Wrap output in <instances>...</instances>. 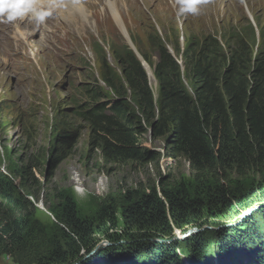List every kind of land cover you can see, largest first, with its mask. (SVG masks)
Instances as JSON below:
<instances>
[{"label": "rangeland", "instance_id": "374dc122", "mask_svg": "<svg viewBox=\"0 0 264 264\" xmlns=\"http://www.w3.org/2000/svg\"><path fill=\"white\" fill-rule=\"evenodd\" d=\"M82 2L84 12L90 14L87 23L78 21V13L71 17L69 9L63 14L47 10L40 22L32 17L17 18L12 30H8L12 25L0 23L9 38L22 41L18 49L16 39L9 45L0 39V172L7 176L0 180V186L11 185L25 207L23 215L28 223L34 232L40 231L39 238L54 240L38 253L44 262L34 264H202L208 255L210 264H241L248 259L264 264V218L259 215L264 211V200L254 204L255 211L250 209L241 217H234L226 204H235L229 195L231 189L238 187L242 196L246 195L251 182L259 183L257 176L243 178L229 167L223 169L224 176L228 175L223 182L216 179L220 172L215 169H191L186 154L171 144L174 133L187 127V118L198 110L191 90L189 102L180 100L175 105L178 122L161 120L168 133L155 138L147 123L150 114L140 111L134 93L123 83L127 94L123 92L121 99L141 120L135 124L142 160L116 159L97 149L90 126L76 114L78 106L81 110L91 106L93 101H87L90 94H84L82 88L71 90L72 84L81 83L83 90L96 88L107 103L118 100L104 82L100 58L105 56L122 79L124 73L111 52L112 48L127 47L143 62L157 102L160 81L156 72L165 51L155 48L156 44L166 45L184 66V73L188 48L207 37H225L234 29L244 31L254 26L258 46H263L264 0H209L199 5L198 14L185 16H177L175 0ZM251 35L247 38L253 40ZM114 84L119 87L121 83L114 80ZM159 115L153 124L160 122ZM62 130L76 137L70 155L56 164L53 158L64 153L61 149L51 153L50 148ZM219 184L225 186L220 192ZM260 184L263 190L264 182L260 180ZM163 193L184 203L179 214L182 222H170L167 233L153 236V245L148 247H154L151 255L126 248L128 238L141 234L139 228L129 229L134 226L129 223L128 211L143 208V200ZM188 199L194 201L185 203ZM213 202H218L213 207L216 212L208 215ZM103 211L115 218H101ZM71 219L83 225L84 238L83 234L80 238L75 235L79 227H73ZM106 219L109 222L104 225ZM91 227L95 233L88 237ZM237 230L248 237L247 241L241 239L240 245L228 236ZM202 239L210 245L200 243ZM249 240L256 243L255 248ZM190 241L195 250L189 247ZM196 243L202 245L201 255ZM157 245H164V250H157ZM11 256L2 250L0 264H24Z\"/></svg>", "mask_w": 264, "mask_h": 264}, {"label": "trees", "instance_id": "16d2710c", "mask_svg": "<svg viewBox=\"0 0 264 264\" xmlns=\"http://www.w3.org/2000/svg\"><path fill=\"white\" fill-rule=\"evenodd\" d=\"M247 29L244 31L234 29L227 36L224 34L225 37L210 36L201 42L192 43L185 58L182 56L185 73L184 66L171 52L166 50V45L156 44L155 48L165 51L163 63L156 72L160 81V94L157 102L150 87L148 72L137 54L127 47L112 48L111 53L119 65V70L124 73L122 79L117 77V73L109 66L105 56L100 59L104 82L118 97V100L107 103V98L102 97L96 88L83 90L84 87L81 83L71 85V90L82 88L80 90L84 94L89 93L90 97L87 101H93L86 110H81L82 106H78L79 113L76 114L81 121L90 126L96 148L103 151L105 155L114 156L116 159L142 160L144 158L137 147L139 132L135 124L141 120L135 116V111L131 112V106L129 107V104L121 99L123 92L127 94L124 82L134 93L140 111L144 115L150 114L147 123L151 126V132L155 138L163 137L168 133L163 129L161 120L169 124V119H175V105L180 100L189 102L191 90L194 100L196 101V98L198 100L196 102L198 110L194 117L187 118L189 119L187 127H181L174 133L171 141L172 146L179 147L181 152L186 154L191 169L198 170L201 167L215 169L220 172L216 175V179L223 180V182L228 178V175L227 178L224 176L223 169L229 167L243 178L247 175L257 176L259 183L251 182L249 184L251 188L246 192V195L242 196L243 191L238 187L229 191L235 204L231 201L226 204L228 211L232 212L234 217L243 216L253 208L256 202L264 200V189H261L260 184V180L264 182V44L258 46L257 31L254 26ZM249 33H252L253 40L247 38ZM114 80L121 83L119 87L114 84ZM106 112L110 114H106ZM184 112L186 110H183ZM157 113L160 114L158 116L160 122L153 124ZM175 121L178 122L177 119ZM75 137V133L71 134L64 130L60 132L56 144L50 148V152L61 149L60 152H63L64 155L53 158V163H60L62 159L70 155ZM6 179L7 176L0 172V180L5 181ZM224 187L219 184L218 192L222 191ZM0 200V254L4 250L7 255H12L14 260L18 259L19 263L23 262L24 264L44 262L38 253L45 251L47 245L51 246V242L54 240L39 238L40 231L34 232L27 217L23 215L25 207L11 185L0 186ZM193 201L188 199L185 200V203ZM143 202L146 208L136 207L128 211V216L130 215L128 219L131 221L129 223L134 226L129 229L139 228L141 234L128 238L129 243L126 248L133 249V251L139 249L138 251L144 254L146 252L148 255L154 251L153 246L151 249L148 248L149 245H153V236L155 237L157 233H167L170 229L166 224H170V222L172 224L173 222H182L183 216L179 214L183 212L185 205L182 201L172 199L166 193H163L161 197L158 195L149 196ZM217 203H212V209L209 210L208 215L216 212L213 207H216ZM185 209L187 208L185 207ZM193 209L195 210V208ZM103 215L115 218L105 211L101 212V218L104 217ZM259 215L264 218V211ZM108 222L109 220L106 219L102 223L105 225ZM70 223L75 228L79 227V231L75 230L78 233L75 235L80 238L83 234L84 238L83 225L74 219H71ZM94 231L95 229L93 230L92 227L89 228L88 237H91V234L95 233ZM200 236L205 235L201 234ZM228 236L234 243L238 240V245L243 242L241 239L248 240L244 232L238 230L236 234ZM255 239L261 240L259 236H255ZM200 243H209L210 245V242H203V239ZM248 243L252 248H255L256 243H252L250 240ZM199 246L202 247L201 244L196 243L198 255H201L202 251ZM156 247L160 248L158 245ZM163 247L156 249L164 250ZM167 247L169 249L171 246L167 245ZM189 247L195 250V243H191ZM175 249L172 252L177 251V248ZM221 252L224 253V248L221 249ZM132 254L136 255V252ZM158 259L160 261L161 258ZM262 259L264 260V257ZM211 262V257L208 255L202 264ZM255 262L259 264L256 259H248V261H242L241 264H255Z\"/></svg>", "mask_w": 264, "mask_h": 264}, {"label": "clouds", "instance_id": "9594fccd", "mask_svg": "<svg viewBox=\"0 0 264 264\" xmlns=\"http://www.w3.org/2000/svg\"><path fill=\"white\" fill-rule=\"evenodd\" d=\"M33 2L34 0H0V23L23 18L30 11L37 22H40V17L34 11ZM208 2L209 0H175V4L178 5L177 16L196 15L200 11L199 5Z\"/></svg>", "mask_w": 264, "mask_h": 264}, {"label": "bare ground", "instance_id": "6f19581e", "mask_svg": "<svg viewBox=\"0 0 264 264\" xmlns=\"http://www.w3.org/2000/svg\"><path fill=\"white\" fill-rule=\"evenodd\" d=\"M116 1V0H115ZM252 1V0H251ZM261 3V2H260ZM226 4V3H225ZM231 4V3H230ZM58 5L60 6V8H61V11H59V14H63L62 13V11H65L66 9H69V11H68V14L71 16V17H73L74 16V13H78L79 15H81V17H79V22L81 23V22H83V23H87L88 22V18H89V15L90 14H87L86 12H84V6L82 5V4H77V2H76V0H75V2H73L72 0H62L61 2H59L58 3ZM232 6V5H231ZM216 8V7H215ZM202 10V9H201ZM83 12H84V14H83ZM221 14H222V12H221ZM202 15V14H201ZM85 16L87 17V18H85ZM209 20V19H208ZM77 21V22H78ZM16 21L14 20V21H12V22H5V23H3L4 24V26H8V25H12L13 26V28H11V29H8V30H12V29H14L15 28V26H14V23H15ZM21 23V22H20ZM25 27H27V25H25ZM0 39L2 40V43H3V45H9V43H10V41L12 40V39H16V41H17V48L18 49H21L22 48V41L17 37V38H15V37H12V39L11 38H9L8 36H7V34L4 32V30H2L1 28H0ZM132 46H133V44H132ZM134 47V46H133ZM13 48V47H12Z\"/></svg>", "mask_w": 264, "mask_h": 264}, {"label": "water", "instance_id": "95a60500", "mask_svg": "<svg viewBox=\"0 0 264 264\" xmlns=\"http://www.w3.org/2000/svg\"><path fill=\"white\" fill-rule=\"evenodd\" d=\"M130 42H131V41H130ZM251 211H255V210L252 209Z\"/></svg>", "mask_w": 264, "mask_h": 264}]
</instances>
